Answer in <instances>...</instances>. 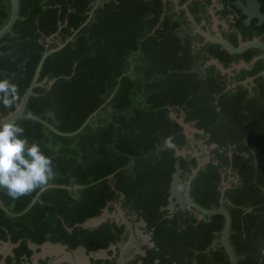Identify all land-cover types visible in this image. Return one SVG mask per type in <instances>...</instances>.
<instances>
[{"label": "trees", "instance_id": "obj_1", "mask_svg": "<svg viewBox=\"0 0 264 264\" xmlns=\"http://www.w3.org/2000/svg\"><path fill=\"white\" fill-rule=\"evenodd\" d=\"M202 1L192 0L189 12L204 14L209 0ZM231 1L221 0L222 19L232 13ZM94 2L17 0V19L0 38V79L17 84L20 97L41 55L63 44L43 60L24 115L72 133L95 112L72 136L57 135L32 119L14 120L29 142L52 158L56 176L33 203L39 190L18 200L0 190L7 211L0 208V243L19 242L11 256L2 260L0 255V262L48 264L49 258L32 263L39 249H29L27 242L59 243L68 251L81 246L86 253L106 250L123 239L122 225L113 218L93 228L78 225L104 208L115 212L118 204L124 214L144 221L154 244L137 258L141 264H229L218 243L221 216L198 220L191 210H165L175 160L182 181L195 166L191 151L175 157V149L189 142L176 121L180 118L202 132L192 139L207 149L190 182V198L203 209H214L225 187L222 206L230 218L228 243L236 264H264V76H256L264 70V58L248 70H233L232 77L214 65L204 69V76L185 73L203 50L223 68L248 64L261 50L229 54L206 43L195 51L187 38L181 43L175 37L180 23L172 20L169 1L103 0L86 21ZM257 2L263 13L264 0ZM9 12V0H0V29ZM178 13L185 22L183 11ZM241 18H234L232 26L243 42L264 35V23L253 20L244 26ZM225 37L237 45L234 34ZM253 76L250 86L242 83ZM230 79L235 85L227 89ZM13 109L0 106V118ZM90 260L112 264L114 258Z\"/></svg>", "mask_w": 264, "mask_h": 264}, {"label": "water", "instance_id": "obj_2", "mask_svg": "<svg viewBox=\"0 0 264 264\" xmlns=\"http://www.w3.org/2000/svg\"><path fill=\"white\" fill-rule=\"evenodd\" d=\"M101 2H102L101 0H95L91 10L88 12V18L86 19V21L89 20L92 11L98 5H101ZM236 5L238 6V8L240 10L241 15H243L245 17V20L243 22L244 24H248L250 19H255L257 21L256 22L257 25L264 22V13H261L259 11L260 5L257 2V0H244L243 2L236 1ZM9 8H10L9 17H8V20L5 23V25L0 29V38L3 35H5L7 32L10 31L13 23L17 19V0H9ZM186 15L188 16V19L191 22H193L187 13H186ZM59 29H60V26H58V30ZM196 30L199 33V35L201 37H203L205 42H210V43L219 45L222 49L227 51L229 54H237V53L244 51L247 48L260 49L263 53L259 56L254 57L250 61L249 66L251 64H253L254 61H256L257 59L264 57V43H261L260 41H258V39H253L250 42L241 43L240 38L238 37L239 43H238L237 47H233L232 45H230L227 41H225L216 32L214 35L213 34L210 35L209 33H204L202 31H200V29L198 27H196ZM55 34L56 33H54L52 36H54ZM52 36H50V38ZM69 39L70 38H68V40ZM46 42H48V39H46ZM62 46H63V44H59L55 49L47 50L41 55V58H40L37 66H36L34 75L31 79L28 87L26 88V90L24 91L22 96L20 97L19 102L14 105V109L11 112H9L5 116L1 117L0 121L6 122L8 120L14 121V120L19 119V118H28V119H32V120L39 122L44 127L48 128L51 132H53L57 135L72 136V135L76 134L83 127V125L89 120V118L95 114V112H93L89 116V118H87L85 120L83 125L72 133H59L53 127H51L49 124H47L45 121L37 118L36 116L23 114V109H24L25 103H26L28 97L31 95L32 88H34L37 85L36 79H37L38 72L40 70V67H41L43 60L45 59V57L47 55H49L50 53H52L56 50H59ZM0 55H1V52H0ZM209 63L215 65L216 69L219 70L221 73H229V70H224L222 68V66L220 64H218L215 60H212ZM232 68L236 69V70L239 68L248 69V65L244 64L243 62H240L237 65H232ZM197 69H199V68L198 67L192 68L191 70L186 71L185 73H195L196 74ZM259 75L264 76V71L261 72ZM250 81H251L250 79L247 80V82H250ZM51 83H52V81L49 82V85ZM170 117L173 118L172 115H170ZM176 121L178 124H180L182 126L183 132L186 135V139H188L190 141L192 140V134L193 133H200V134L202 133L201 131H197L194 128L189 127L188 125L183 124L182 119H180V118L177 119ZM198 146L200 147V144H198ZM212 147H214V145H212ZM184 152H185V150H183V149L182 150L175 149V157L183 156ZM186 152L189 153V151H186ZM198 155H200V153L193 150L192 156L195 158V166H194V168H192L190 170L185 181H182V179L180 178L182 171L179 169L178 159L175 160V162L173 164V172L171 173L169 188H168V198H167L168 204L165 207V210H167L168 212H172L174 210L175 206H177V209H181V210L188 208V209H190L196 213V218L198 220L203 219V216H206V217H209L212 215L221 216L223 218V226H222V229L219 233L218 243L222 247L223 252L227 257L228 263L229 264H236V257L234 255L229 243H228V232H229V227H230V218H229L227 211L222 206V202H223L222 201V194H223V190L225 189V187H223L220 190V198L218 200V207L214 208V209L206 210V209L201 208L200 206L195 204L189 196L190 182L195 177L197 171L199 170V168L201 166V160L198 159ZM75 188H77V186H74V189ZM41 192L42 191L39 190L35 194L31 203H33L36 200L37 196ZM0 208L3 211L7 212L6 209L1 205V203H0ZM114 209H115V212L108 213L107 209L104 208L99 216L87 219L86 221H84L82 224H80L78 226L81 228H93V227H96L97 225H99L101 222L105 221V219H107V218H113L115 220V222H118L119 225H122L128 233V241L124 244V246H122L119 249V255L116 259V262L114 263V264H122L123 254L128 249L130 244L133 242L134 237L140 238L141 243L145 244L148 248H153L154 244L151 241L150 235L148 233H144L142 231V229H145L144 221L139 219V220H136V222L131 224L127 220V218H125L123 216V212L120 210V206L118 204L114 205ZM18 243L19 242L15 243V244H11L10 242L0 243V246L5 248V251L0 253L2 260L7 255L11 256L12 249L15 248L18 245ZM27 243H28L29 249H31L33 251L35 249H39L38 253H34L31 256L32 263H35L38 259L49 258L48 264H59V263L77 264L75 256L77 254H79L80 256L83 257L85 264H90V261H89L90 259L98 258L105 253V250H97V251L86 253L85 249L81 246H78L73 251H68L66 246L61 245L59 243L52 244L50 242H44L40 246H36L31 242H27ZM47 247L51 248V250L53 252L45 254V249ZM110 248L113 249L114 246H110ZM137 253L141 254V255L144 254V252L140 251V250H138ZM0 264H3V262L1 261Z\"/></svg>", "mask_w": 264, "mask_h": 264}, {"label": "flooded vegetation", "instance_id": "obj_3", "mask_svg": "<svg viewBox=\"0 0 264 264\" xmlns=\"http://www.w3.org/2000/svg\"><path fill=\"white\" fill-rule=\"evenodd\" d=\"M101 1H103V0H101ZM162 1H169L171 3V5H172L171 13H173L172 20H177L180 23L179 26H177L174 29L175 37H177L180 40L181 43H183V40L185 38H187L188 39V42L190 44V47L192 49H194L195 51L198 50L200 47L204 46L206 43H210V42H205L204 41L203 37H201L199 35V33L197 32L196 27H198L200 29V31H202L204 33H209L210 35H212V34L214 35L215 32L218 33L230 45H232V44L227 40V38L225 37V35H228V34H231V33L235 35V38H236L235 40H236L237 45L239 43L238 37L240 38V42L241 43L250 42L253 39H258V41H260L261 43H264V35L259 36V37H254L250 41L243 42L241 40V36H240L239 30H237L235 27L232 26L233 19L234 18L238 20V19H240L242 17L240 21H241V24L244 25V26H248L250 24V22H252L253 20H255V19H250L249 22H248V24H244L243 23L244 20H245V17L243 15H241V12H240L238 6L236 5V1L243 2L244 0H234V1H231L229 3V5L233 7V8L230 7L232 13H230V15H228L227 18H225V19H222L221 16L218 14V11L222 9L221 0H209V4L206 7H204V12L205 13L204 14H201L200 12H196V13H194L195 15L191 14L189 12L188 8H187L190 5V3H191L192 0H184V2L181 5H178L177 4L178 3V0H162ZM197 1H199L200 4L203 3L202 0H197ZM180 10L183 11V17L185 18V22H183L182 19L179 20L180 18H178V16H179V13L178 12ZM259 11H260V8H259ZM186 13L189 15V17L192 19L193 22H191L188 19V16L186 15ZM200 14H201V16H200ZM197 16H199V19L196 21L195 17H197ZM256 22L257 21L255 20V24H256ZM262 23H264V22H262ZM211 44H213V43H211ZM237 45L235 47H237ZM248 49H251V48H247L244 51H242L240 53H237V54H241V53L245 52ZM255 49H257V48H255ZM262 53L263 52L261 51V54ZM261 54H259V55H261ZM196 55H197V57L194 60V64H193V67L192 68H196V67L199 68V69H197V73H196L198 75H201V76H204L205 75L204 69L206 67L210 66V65H213V64L209 63L212 60H215L218 64L221 65V63H219L215 58H213L211 56H208L207 53H204V50L202 52H200V53H197ZM259 55H257V56H259ZM206 57H208V58L206 59ZM254 57H256V56H254ZM262 58H264V57H262ZM240 62H243V61H238L235 64H232L231 63L228 68H223V66L221 65L224 70H229V73H221V74H225V75H227V77H232L233 76V73H232L233 70L235 72H238L240 69H244V68H239V69L236 70V69H233L232 68V65H237ZM249 63L248 64L247 63H244V64L248 65V69L252 65L251 64L249 66ZM248 69H245V70H248ZM263 71H261V72H263ZM261 72H259L256 76H258ZM256 76L248 77L242 83L244 85L250 86L252 80ZM248 79H250L251 81L250 82H247ZM234 83L235 82H234L233 79L228 80V85L229 86H227V89L230 88V87H233L235 85ZM198 144H200V147L198 146ZM183 150H185V151H191V153H190L191 154L190 155L191 157H193L192 156L193 150H195L197 152H200V155H198V159L201 160V161H202L201 156H203V154L206 155V153H207V149L204 146H202V141L201 140H199V141H197V140L194 141L193 139L191 141L189 140V142L187 144V147H184ZM174 209H177V206H175ZM178 210H181V209H178ZM184 210H190V209L185 208V209H183L181 211H184ZM123 216L125 218H127V220L131 224L134 223V222H136V220H137L135 216L126 215L124 213H123ZM115 223H117V225H119L118 222H115ZM142 231L144 233H146L145 232V229H142ZM121 237H123V239L120 242L116 243L115 245H110V246H114L113 249H111L110 246H109L105 250V253L102 256H100L98 258H92V260L111 259V258H114L113 263H112V264H114L116 262V259H117L118 255H119V249L122 246H124V244L128 241V233H127V231L124 228H123V233H122ZM145 248H148V247L145 244H142L141 243L140 238L134 237L133 242L130 244V246L128 247V249L123 254L122 264H131L133 261H135L137 264H141L140 260H138L137 258L138 257H143L145 255ZM107 250H110L112 252V254L110 256L107 255ZM138 250L143 251L144 254L143 255L138 254L137 253ZM76 257L79 260L80 255L77 254ZM90 264H92L91 263V260H90ZM154 264H157V262L154 261Z\"/></svg>", "mask_w": 264, "mask_h": 264}, {"label": "clouds", "instance_id": "obj_4", "mask_svg": "<svg viewBox=\"0 0 264 264\" xmlns=\"http://www.w3.org/2000/svg\"><path fill=\"white\" fill-rule=\"evenodd\" d=\"M19 100L18 85L8 78L0 79V106L11 108ZM170 142L171 138L165 139V144ZM55 176L52 158L38 143L29 142L25 129L12 120L0 121V190L18 200L45 190Z\"/></svg>", "mask_w": 264, "mask_h": 264}, {"label": "crops", "instance_id": "obj_5", "mask_svg": "<svg viewBox=\"0 0 264 264\" xmlns=\"http://www.w3.org/2000/svg\"><path fill=\"white\" fill-rule=\"evenodd\" d=\"M1 247V246H0ZM53 251L51 250V248H49V247H47L46 249H45V254H47V253H52ZM75 259H76V261H77V264H85V262H84V259H83V257L82 256H80L79 257V260H78V258L75 256ZM90 261V260H89Z\"/></svg>", "mask_w": 264, "mask_h": 264}, {"label": "rangeland", "instance_id": "obj_6", "mask_svg": "<svg viewBox=\"0 0 264 264\" xmlns=\"http://www.w3.org/2000/svg\"><path fill=\"white\" fill-rule=\"evenodd\" d=\"M200 153V152H199ZM3 251H5V248L0 247V253H2Z\"/></svg>", "mask_w": 264, "mask_h": 264}]
</instances>
